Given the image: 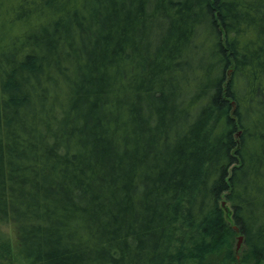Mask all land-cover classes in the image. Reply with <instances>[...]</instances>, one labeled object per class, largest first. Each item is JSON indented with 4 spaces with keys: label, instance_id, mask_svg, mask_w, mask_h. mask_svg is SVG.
I'll return each instance as SVG.
<instances>
[{
    "label": "trees",
    "instance_id": "trees-1",
    "mask_svg": "<svg viewBox=\"0 0 264 264\" xmlns=\"http://www.w3.org/2000/svg\"><path fill=\"white\" fill-rule=\"evenodd\" d=\"M241 233L264 264V0H0V260L231 264Z\"/></svg>",
    "mask_w": 264,
    "mask_h": 264
},
{
    "label": "rangeland",
    "instance_id": "rangeland-1",
    "mask_svg": "<svg viewBox=\"0 0 264 264\" xmlns=\"http://www.w3.org/2000/svg\"><path fill=\"white\" fill-rule=\"evenodd\" d=\"M225 206H226V210H229L230 207H229V204L225 203ZM1 229L2 231H4V233L6 235H10L13 233V230H11V227L10 225H7V224H1ZM241 234L237 235L235 237V241H234V248H235V254L237 255V258L235 260H233L231 262V264H235L236 262H242V264H245L246 261H245V255H244V252H245V245L243 244V240L241 242V247L238 249V241H239V236ZM238 255H240V257L238 258ZM0 264H22L20 261H17V260H13L12 257L10 256H4L1 260H0Z\"/></svg>",
    "mask_w": 264,
    "mask_h": 264
},
{
    "label": "water",
    "instance_id": "water-1",
    "mask_svg": "<svg viewBox=\"0 0 264 264\" xmlns=\"http://www.w3.org/2000/svg\"><path fill=\"white\" fill-rule=\"evenodd\" d=\"M226 203V201H224V204ZM244 238V235L241 233V235L239 236V241H238V249L241 247V242ZM240 257V255H238V258ZM235 264H242V262H236Z\"/></svg>",
    "mask_w": 264,
    "mask_h": 264
}]
</instances>
